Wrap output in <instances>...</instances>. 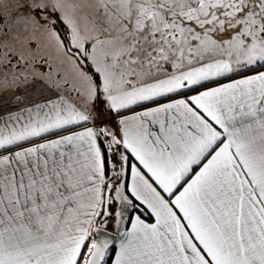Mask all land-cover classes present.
Wrapping results in <instances>:
<instances>
[{
  "label": "snow or ice",
  "instance_id": "obj_1",
  "mask_svg": "<svg viewBox=\"0 0 264 264\" xmlns=\"http://www.w3.org/2000/svg\"><path fill=\"white\" fill-rule=\"evenodd\" d=\"M0 264H264V0H0Z\"/></svg>",
  "mask_w": 264,
  "mask_h": 264
}]
</instances>
